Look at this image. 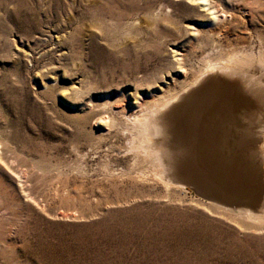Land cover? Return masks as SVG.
I'll return each instance as SVG.
<instances>
[{"label": "rangeland", "instance_id": "obj_1", "mask_svg": "<svg viewBox=\"0 0 264 264\" xmlns=\"http://www.w3.org/2000/svg\"><path fill=\"white\" fill-rule=\"evenodd\" d=\"M234 54L264 76V0H0V264H264V223L133 150Z\"/></svg>", "mask_w": 264, "mask_h": 264}, {"label": "bare ground", "instance_id": "obj_2", "mask_svg": "<svg viewBox=\"0 0 264 264\" xmlns=\"http://www.w3.org/2000/svg\"><path fill=\"white\" fill-rule=\"evenodd\" d=\"M237 60L208 65L178 94L142 109L134 129L144 150H133L166 186L184 181L217 209L264 223V76Z\"/></svg>", "mask_w": 264, "mask_h": 264}]
</instances>
